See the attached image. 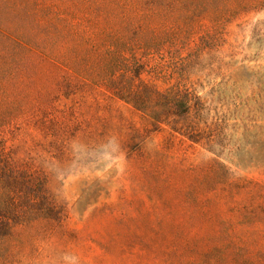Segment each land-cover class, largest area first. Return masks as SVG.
<instances>
[{
	"label": "rangeland",
	"instance_id": "1",
	"mask_svg": "<svg viewBox=\"0 0 264 264\" xmlns=\"http://www.w3.org/2000/svg\"><path fill=\"white\" fill-rule=\"evenodd\" d=\"M51 1L0 0L29 41L0 38V158L61 216L18 226L0 264H264V2L145 53L142 79L200 98L191 141L50 59Z\"/></svg>",
	"mask_w": 264,
	"mask_h": 264
},
{
	"label": "trees",
	"instance_id": "2",
	"mask_svg": "<svg viewBox=\"0 0 264 264\" xmlns=\"http://www.w3.org/2000/svg\"><path fill=\"white\" fill-rule=\"evenodd\" d=\"M233 2L51 1L48 7L51 9V42L46 54L75 76L92 85L106 87L115 98L156 124L166 125L174 133L196 141L198 129L186 126L184 122L199 104L200 98L183 87L161 90L142 79L144 55L152 49L156 50L154 47L160 43L164 45L159 46L162 49L169 43H184L185 39L195 35L196 29L206 20L220 25L229 20L235 10L244 12L260 4ZM231 3L235 4L234 10L227 8V5L232 6ZM56 6L61 8L53 11ZM32 32L34 41L31 44L39 42L36 31ZM24 36L28 34L19 29L9 33L0 27V38L7 43L3 48L11 45L25 48L29 41ZM58 40L71 43L68 54L57 49ZM0 71L3 73L1 64ZM60 216L61 211L39 183L25 171L13 168L0 158V246L6 244V239L13 235L18 226H27L39 220H55Z\"/></svg>",
	"mask_w": 264,
	"mask_h": 264
}]
</instances>
